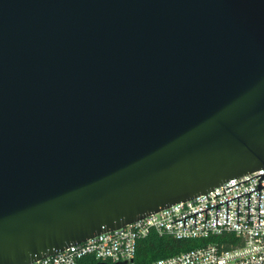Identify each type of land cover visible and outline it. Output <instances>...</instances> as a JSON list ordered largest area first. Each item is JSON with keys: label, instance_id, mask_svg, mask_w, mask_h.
Listing matches in <instances>:
<instances>
[{"label": "water", "instance_id": "1", "mask_svg": "<svg viewBox=\"0 0 264 264\" xmlns=\"http://www.w3.org/2000/svg\"><path fill=\"white\" fill-rule=\"evenodd\" d=\"M262 169L264 0H0V264Z\"/></svg>", "mask_w": 264, "mask_h": 264}, {"label": "built area", "instance_id": "2", "mask_svg": "<svg viewBox=\"0 0 264 264\" xmlns=\"http://www.w3.org/2000/svg\"><path fill=\"white\" fill-rule=\"evenodd\" d=\"M263 174L264 169L232 179L207 194L177 203L31 264H82L87 259V264L93 261L97 264H138L139 243L151 235L177 241L210 242L150 264H264V188L261 194L257 190L260 183L264 187V179L260 176ZM247 193H250V209ZM237 197H240L239 218ZM204 210H207V222Z\"/></svg>", "mask_w": 264, "mask_h": 264}, {"label": "trees", "instance_id": "3", "mask_svg": "<svg viewBox=\"0 0 264 264\" xmlns=\"http://www.w3.org/2000/svg\"><path fill=\"white\" fill-rule=\"evenodd\" d=\"M209 242L210 240L177 241L168 237L160 238L156 235H151L148 239L143 240L139 243L137 263L150 264L155 260L189 251L196 247L206 245ZM87 261L88 259L83 261L82 264H87ZM92 264L97 263L93 261Z\"/></svg>", "mask_w": 264, "mask_h": 264}]
</instances>
